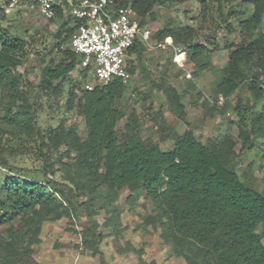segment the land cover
Here are the masks:
<instances>
[{
  "label": "trees",
  "instance_id": "obj_1",
  "mask_svg": "<svg viewBox=\"0 0 264 264\" xmlns=\"http://www.w3.org/2000/svg\"><path fill=\"white\" fill-rule=\"evenodd\" d=\"M114 1L117 7H132L140 25L148 26L157 19L158 6L172 7L176 1L187 0ZM200 1L204 8L196 18L210 22L204 26L209 28L206 42L201 41V26L193 24H169L153 35L158 41L172 38L194 63L184 91L169 80L165 69L158 80L150 78L143 60L148 48L141 39H135L128 50L129 74L134 76L140 67L152 90L164 95L170 113L185 123L187 96L196 104L203 98L204 108L214 116L225 115L230 98L237 93V134L220 133L204 142L190 126L179 132L159 115L164 139L173 141L170 149L145 138L137 111H127L121 104L128 81L115 77L89 90L83 86L86 79H74L83 55L72 47L77 20L67 6H58L56 15L48 19L58 20L49 53L59 59L47 62L42 55L40 82L34 86L24 78L29 73V43L23 34L3 25L0 5V165L6 169L0 170V264H45L35 256V247L43 243L45 222L81 214L86 226L74 229L81 236L78 248L99 255L100 264H108L101 244L104 229L117 236L123 232L118 203L123 188L129 190L126 202L131 206L142 194L152 201V212L140 226L161 229L170 254L182 257L186 264H264V178L258 188L254 162L240 164L249 151L264 145V0ZM213 2L217 16L210 11ZM226 4H231L228 9ZM232 18L238 21V29ZM223 28L232 38L224 43L228 58L212 90L224 100L212 103L198 88L196 77L212 65L211 53L221 49ZM88 72L86 68L81 75L86 77ZM243 88L251 98H242ZM66 89L63 106L82 117L84 132L76 123L67 124V118L56 124L41 121L46 105L42 96L61 98ZM23 156L22 162H16ZM33 174L42 176L45 183L25 178ZM99 210L106 213L103 221L97 218ZM128 248H133L130 243L122 250ZM134 250L142 258L144 251Z\"/></svg>",
  "mask_w": 264,
  "mask_h": 264
},
{
  "label": "rangeland",
  "instance_id": "obj_2",
  "mask_svg": "<svg viewBox=\"0 0 264 264\" xmlns=\"http://www.w3.org/2000/svg\"><path fill=\"white\" fill-rule=\"evenodd\" d=\"M241 0H237L240 3ZM209 0L207 1V3ZM237 2L235 3L237 5ZM231 4H226V9ZM204 8L203 3L200 0H187L185 2H177L172 7L158 6L157 19L148 23V26L155 32L164 26L193 24L196 27L201 26L202 36L201 41L206 42L207 32L209 28H204L205 23L210 24L209 20L203 21L196 17L201 16V11ZM217 16V3L211 4V10ZM4 14L2 23L5 26H10L13 32L20 33L25 36L29 43L30 56L27 61L26 68L29 69V73L24 75V78L34 85H38L40 82V73L42 64V55L46 56V61L52 57L59 59V56L50 54L49 50L54 43L52 33L57 27L58 20L50 22L45 19L37 9L31 8V6L18 7L12 11H3ZM235 28H239L238 21L235 18L230 20ZM74 25V22H71ZM264 30V24H263ZM229 37V33L225 28L219 31V43L221 49L211 53L212 65L203 69L196 77L198 88L204 92V94L211 97V102L219 100L212 90L213 81L219 76V70L222 68L228 58V49L225 48L224 43ZM234 39H239L235 34ZM184 57V55H183ZM182 57V58H183ZM134 63L138 65L136 56L132 58ZM143 60L145 61L152 79L158 80L160 74L165 69L168 73L169 80L176 85V87L183 92L186 79H188V73H192L194 70L193 62L189 61L188 54H186V60L183 66H180L173 59V52L169 48L147 50L144 54ZM24 67L20 68V72H24ZM76 81H85L84 87L87 84H96V80L92 75H81L75 73L73 75ZM129 88L126 93L125 99L122 101V105L127 111L135 109L139 115L141 123V131L145 138L158 142L164 149H170L173 147L172 140L164 139L162 132L160 131L161 115L166 124L174 127L179 132L184 131L187 127L194 129L196 135L204 142L215 137L220 133L231 132L237 134V121L236 114L234 113V106L236 104L238 95L234 94L230 98V107L225 115L215 113L214 116H210L208 111L203 106V98L198 104L194 103L190 96L185 98L187 106L188 117L187 123L175 117L170 113L166 107V101L164 95L156 90H152L149 83V79L144 75L139 67L134 76H130L128 79ZM68 87V85H67ZM147 93L148 96L143 97L137 92ZM196 93V91L194 92ZM67 89L65 95L61 98H53L48 100L44 95L42 99L46 102L41 112V121L43 124L47 122L56 124L60 118H67V124L76 123L80 131L84 132V123L77 111L68 112L63 106L65 104ZM240 95L244 100L251 98L250 93L246 89L240 90ZM50 101V102H49ZM49 103L53 104L52 108L49 107ZM62 106L61 109H56V106ZM261 107V104L258 105ZM158 117V118H157ZM158 119V120H156ZM230 120L234 121L231 123ZM126 119L120 121L119 125L122 126ZM239 148V147H238ZM264 145H259L255 149L248 152L247 157L240 160V164L246 166L250 162H254V172L256 176V186L261 188L263 186L264 178ZM26 156L19 157L16 162H22ZM32 160L36 164H41L38 161V157L32 155ZM0 170H6L0 165ZM29 181H35L45 183L42 176L37 174L28 175L25 177ZM129 195V190L123 188L120 191L119 205L122 207L121 221L123 225V232L120 235L110 233V230L104 229L105 238L101 244V248L105 254L108 264H149L154 261V264H186L182 257L170 254V246L167 245L162 236L161 229L153 228L151 226L142 227L140 224L143 222L153 209V203L151 200L146 199L142 194L139 201L131 206L127 204L126 199ZM100 205V203H97ZM106 213L99 210L97 218L100 221L104 220ZM86 226V218L82 214L78 218L69 219L62 218L55 221H46L43 232V243L36 248L35 256L37 259L42 260L45 264H100L99 255H94L91 252L83 251L78 248V244L81 242L80 234L74 232V229H82ZM128 243L133 248L124 249ZM134 249H142L144 253L142 258L138 252Z\"/></svg>",
  "mask_w": 264,
  "mask_h": 264
},
{
  "label": "built area",
  "instance_id": "obj_3",
  "mask_svg": "<svg viewBox=\"0 0 264 264\" xmlns=\"http://www.w3.org/2000/svg\"><path fill=\"white\" fill-rule=\"evenodd\" d=\"M0 5L5 11L31 6L45 19L53 18L58 6H67V12L77 20L72 47L83 55L74 74L89 68L88 76H94L96 83H106L115 77L128 81V50L135 39H141L148 50L169 48L180 66L186 60V52L175 45L172 38L154 39V31L149 26L140 25L132 7H117L114 0H0ZM188 77H191L190 73ZM94 86L86 85L89 90ZM223 100L220 95L219 102Z\"/></svg>",
  "mask_w": 264,
  "mask_h": 264
},
{
  "label": "crops",
  "instance_id": "obj_4",
  "mask_svg": "<svg viewBox=\"0 0 264 264\" xmlns=\"http://www.w3.org/2000/svg\"><path fill=\"white\" fill-rule=\"evenodd\" d=\"M45 224H46V222H45ZM45 224H44V226H45ZM44 226H43V232H44V228H45ZM42 238H43V234H42ZM41 244H42V243H41ZM38 246H40V244L37 245L35 248H38ZM38 260H39V259H38ZM39 261L43 262L42 260H39ZM43 263H44V262H43Z\"/></svg>",
  "mask_w": 264,
  "mask_h": 264
},
{
  "label": "bare ground",
  "instance_id": "obj_5",
  "mask_svg": "<svg viewBox=\"0 0 264 264\" xmlns=\"http://www.w3.org/2000/svg\"><path fill=\"white\" fill-rule=\"evenodd\" d=\"M183 56H181V58H182Z\"/></svg>",
  "mask_w": 264,
  "mask_h": 264
}]
</instances>
